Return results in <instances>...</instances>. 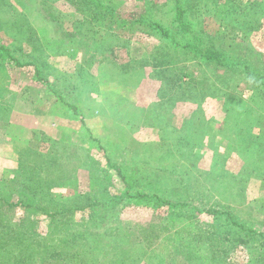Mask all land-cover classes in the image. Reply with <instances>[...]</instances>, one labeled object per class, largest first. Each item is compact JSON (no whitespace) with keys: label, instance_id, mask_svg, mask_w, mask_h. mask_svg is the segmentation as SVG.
Wrapping results in <instances>:
<instances>
[{"label":"rangeland","instance_id":"374dc122","mask_svg":"<svg viewBox=\"0 0 264 264\" xmlns=\"http://www.w3.org/2000/svg\"><path fill=\"white\" fill-rule=\"evenodd\" d=\"M216 1L182 0L200 36L226 31ZM176 2L102 0L99 21L81 0H0V44L40 63L14 79L62 103L39 119L66 117L52 138L23 128L18 168L0 169L4 264H264L248 231L264 229V83L244 66L264 68V15L257 30L227 29L208 61L148 25L179 33ZM227 209L245 230L208 211Z\"/></svg>","mask_w":264,"mask_h":264},{"label":"trees","instance_id":"16d2710c","mask_svg":"<svg viewBox=\"0 0 264 264\" xmlns=\"http://www.w3.org/2000/svg\"><path fill=\"white\" fill-rule=\"evenodd\" d=\"M85 2L82 5H84L83 8L88 7V9H80L81 12L89 16L90 18L103 21V18H108L110 16L109 11L110 10H98L102 6V0H81ZM174 7V17L171 21V23L176 24V28L180 31L177 34H174L170 32L166 26L162 25V23L159 22H148V25L150 27H154L156 29L160 30V33L164 36V38L170 39L171 42L176 45L177 47H190L193 49L194 52L198 53L201 57L205 58L208 61L217 60L218 58H221V55L213 54L212 48H216L219 50V46L226 43L229 38L227 35V29H236V28H243V31H252L257 30L263 26V21L260 20V18L264 15V0H254L250 2L249 4L241 3L237 0H217L212 10L214 13H216L217 18L220 20L221 27L224 28L226 31H219L217 34L213 33H205L201 34L199 30L197 31L191 23H189V19L187 17V9L183 5L182 0H176ZM213 4V3H212ZM80 5V6H82ZM89 10V11H88ZM105 25V24H104ZM179 34H182V37L178 36ZM0 49L6 53V55L11 59L15 60L16 57L13 55L14 51L11 49V47H8L6 45L0 44ZM238 61V59L236 60ZM27 64H38L40 65L39 61L37 60H31ZM37 72L39 73V66ZM245 69L246 73L250 77H255V75H259L261 78L260 81L264 83V68L261 65H258V61L256 60L255 64H251L249 61H245ZM261 87V86H260ZM263 87V85H262ZM260 89V88H259ZM6 186V184H5ZM136 197L143 198V194L136 193L134 194ZM114 198V197H113ZM123 199V198H122ZM12 204V203H10ZM15 204H25V202L20 199ZM28 204V203H27ZM199 211L202 209L199 207H196ZM43 212H46L50 216H55L57 214H62L63 211L60 212L54 211L49 212V210L42 209ZM211 212H216L217 216L225 215L227 219L234 225L239 226L241 224L240 221L236 218V215L232 213L230 210H224V211H214V210H208ZM27 219H21L20 220V226L21 229L25 234L29 235H36L37 233L33 231L34 229H31L29 224L22 226L24 223H30L31 217L27 216ZM242 227V229H246L245 227ZM248 229V228H247ZM248 231H251L255 236L261 237L264 239V229H251ZM210 240H212L211 236L209 237ZM217 238H213L212 242L215 243V246H217L219 243L216 241ZM6 248V246H5ZM7 251V249H6ZM5 256V257H4ZM4 261L8 264H14L16 259L13 260L8 255H4ZM10 259V260H9ZM1 262V261H0ZM16 264H20L25 262V259L21 258L20 260L16 261ZM1 263L4 264L2 261Z\"/></svg>","mask_w":264,"mask_h":264},{"label":"crops","instance_id":"0c3cea01","mask_svg":"<svg viewBox=\"0 0 264 264\" xmlns=\"http://www.w3.org/2000/svg\"><path fill=\"white\" fill-rule=\"evenodd\" d=\"M10 60L9 58L7 61L0 60V64H2V67L0 65V169H4V171L6 166L18 168L20 162L19 152L22 151L20 146L28 144V139L25 140L21 136V134L23 135V128L27 129V127L32 128L34 126L46 130L48 136L52 138L51 133H54L60 122L64 123L66 119L65 113H62L64 116L57 119V122L52 118L48 125L45 123L44 118L39 119L37 117L41 111L46 110V113L48 112L46 116L55 117L56 115L51 108L53 106L61 107L62 103L53 104L55 99L53 93L49 90L45 92L46 89L43 88L42 90L37 83L34 88H31L25 80L16 81L18 80L14 79L16 72L21 74L28 62H21L16 57L15 60H12L14 63L10 65L8 64ZM4 76H7V78H4ZM7 79L9 81H6ZM14 81L20 84L13 86L12 82ZM36 86L37 89H35ZM27 88H31L29 93ZM52 97L54 98L53 101L50 99ZM25 107L29 108V112L23 110ZM60 115L58 114V116Z\"/></svg>","mask_w":264,"mask_h":264}]
</instances>
